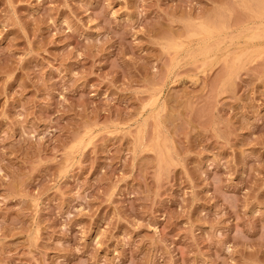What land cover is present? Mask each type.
<instances>
[{
  "label": "rangeland",
  "instance_id": "obj_1",
  "mask_svg": "<svg viewBox=\"0 0 264 264\" xmlns=\"http://www.w3.org/2000/svg\"><path fill=\"white\" fill-rule=\"evenodd\" d=\"M0 264H264V0H0Z\"/></svg>",
  "mask_w": 264,
  "mask_h": 264
}]
</instances>
